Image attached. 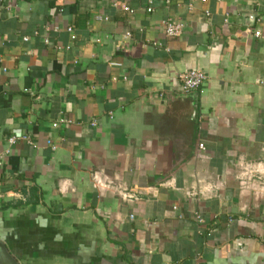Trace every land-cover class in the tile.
I'll return each instance as SVG.
<instances>
[{
  "label": "crops",
  "instance_id": "1",
  "mask_svg": "<svg viewBox=\"0 0 264 264\" xmlns=\"http://www.w3.org/2000/svg\"><path fill=\"white\" fill-rule=\"evenodd\" d=\"M146 1L0 0V264H264V0Z\"/></svg>",
  "mask_w": 264,
  "mask_h": 264
},
{
  "label": "built area",
  "instance_id": "2",
  "mask_svg": "<svg viewBox=\"0 0 264 264\" xmlns=\"http://www.w3.org/2000/svg\"><path fill=\"white\" fill-rule=\"evenodd\" d=\"M162 2H168V0H161ZM193 1H198V0H193ZM192 4L189 3L188 4V7H191ZM123 9L126 10V11H132V9H130L129 6L125 5L123 6ZM153 9V1L152 0H147L146 1V8L145 10L147 12H150L152 11ZM108 17L107 16H99V19H107ZM248 18L250 20H253V21H259V18L254 16L253 14H249L248 15ZM164 33L166 36L168 37H177L179 36L182 31H183V28H184V25L182 22L180 21H177V20H172V19H166L164 21ZM66 30L68 31V33L70 34V38L71 39H74L75 38V34L73 32V26L72 25H68L66 27ZM254 34L256 36H258L260 34V32L258 30H255L254 31ZM26 39V37H25ZM45 42H47L46 39H44ZM152 45L154 46H160V43L159 42H156V41H153L152 42ZM178 80L180 81V85H181V89L185 92H190V91H196V90H201L203 84H204V81L206 80V74L200 70V69H189V70H186V71H183L181 73L178 74ZM60 123H65V124H68L70 123V121L64 117H60L58 118L57 120H55L53 123H52V126L56 127L58 124ZM91 124H94V121H91ZM18 137L16 136H10L8 138V141L10 143H13ZM19 138H23L25 140H28V137L27 136H19ZM3 163V160H2V156L0 154V166L2 165ZM251 164V163H249ZM249 168H254L255 169V172L261 174L260 172V168H259V165L258 166H248ZM134 195L128 193L126 194V197H133ZM195 219L198 223H201L203 220H202V217L200 216V214H196L195 215ZM209 234V233H208ZM192 264H199L197 261L193 262Z\"/></svg>",
  "mask_w": 264,
  "mask_h": 264
},
{
  "label": "water",
  "instance_id": "3",
  "mask_svg": "<svg viewBox=\"0 0 264 264\" xmlns=\"http://www.w3.org/2000/svg\"><path fill=\"white\" fill-rule=\"evenodd\" d=\"M194 93V92H193ZM1 245V244H0Z\"/></svg>",
  "mask_w": 264,
  "mask_h": 264
}]
</instances>
